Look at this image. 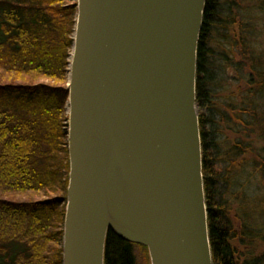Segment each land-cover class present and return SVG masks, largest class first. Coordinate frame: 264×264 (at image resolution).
<instances>
[{"label":"water","instance_id":"1","mask_svg":"<svg viewBox=\"0 0 264 264\" xmlns=\"http://www.w3.org/2000/svg\"><path fill=\"white\" fill-rule=\"evenodd\" d=\"M205 2L76 0L62 264H104L108 232L150 264H213L196 103Z\"/></svg>","mask_w":264,"mask_h":264},{"label":"trees","instance_id":"2","mask_svg":"<svg viewBox=\"0 0 264 264\" xmlns=\"http://www.w3.org/2000/svg\"><path fill=\"white\" fill-rule=\"evenodd\" d=\"M75 15V0H0V264H62L67 88L36 82L64 84ZM231 67L243 86L219 94ZM196 103L212 263L239 264L235 243L258 235L245 205L264 204L247 194L264 177V0H206ZM134 246L108 232L104 264H136Z\"/></svg>","mask_w":264,"mask_h":264},{"label":"rangeland","instance_id":"3","mask_svg":"<svg viewBox=\"0 0 264 264\" xmlns=\"http://www.w3.org/2000/svg\"><path fill=\"white\" fill-rule=\"evenodd\" d=\"M72 35H73V33H72ZM239 49L237 51H239ZM70 54H71V49H70L69 55ZM69 57H68V61H69ZM233 59L235 61L240 60V59H238V57H234ZM241 64H242V69H240V72H238L239 78L243 77V74L246 71V67H243V64H244L243 60L241 61ZM239 68H237V69L239 70ZM67 70H68V67H67ZM222 76L220 77L219 83L221 84V88H223V89H220L218 91L219 94H224L225 92H227V95H228V94L234 93V91L236 89H238L240 85L243 86V83L238 82V85H237V82H235V80L238 77H237L236 71L234 70L233 67L227 68L223 78H222ZM15 84H23V83L15 82ZM36 84L50 86V87H65V88H67V75L65 77L64 84H62L61 82H50L48 80H40V81H37ZM65 115L68 118L67 100H66V105H65ZM67 124H68V121H67ZM67 177H68V173H67ZM247 194L250 197H254L255 199H258V200H260L261 198H264V177H262L258 173H255L254 177L252 178V180L250 182V186L248 187ZM31 199L35 200V201L38 200V198H31ZM257 203L258 202H250L249 204L245 205V206H248V210H249V218L246 221L247 228L249 230H251L252 232H258V235L253 236V239L251 241H248V244H246L245 242L235 243V248L237 249V252H238L237 255H238V259H239V262H238L239 264H242L246 260H252L253 257L255 258V257H258V256L264 254V219L262 216L259 217L260 215H257V214H259L258 213L259 210L264 211V204H260L261 202H259L258 203L259 204L258 210L254 211L256 209L255 205L257 206ZM236 207H237V205H235L233 207V209L235 210ZM233 222H235L234 218H233ZM236 225H237V223L235 224V226ZM237 232L239 233L238 228H237ZM240 240H241V238H240ZM133 253H134L136 264H150L148 253H147L146 249H144L140 246H134ZM260 264H264V263L261 262Z\"/></svg>","mask_w":264,"mask_h":264},{"label":"bare ground","instance_id":"4","mask_svg":"<svg viewBox=\"0 0 264 264\" xmlns=\"http://www.w3.org/2000/svg\"><path fill=\"white\" fill-rule=\"evenodd\" d=\"M67 77H68V73H67ZM160 179H161V178H160ZM161 180H162V179H161ZM162 181H163V182H165V180H164V179H163Z\"/></svg>","mask_w":264,"mask_h":264}]
</instances>
